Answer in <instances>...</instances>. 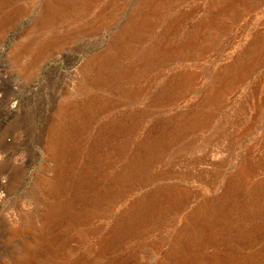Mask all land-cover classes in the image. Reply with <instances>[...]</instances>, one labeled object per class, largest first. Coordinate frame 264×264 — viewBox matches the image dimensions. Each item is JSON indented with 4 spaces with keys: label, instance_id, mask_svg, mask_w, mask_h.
Wrapping results in <instances>:
<instances>
[{
    "label": "rangeland",
    "instance_id": "obj_1",
    "mask_svg": "<svg viewBox=\"0 0 264 264\" xmlns=\"http://www.w3.org/2000/svg\"><path fill=\"white\" fill-rule=\"evenodd\" d=\"M63 1L65 7L56 0H0V264H264L263 60L244 74L209 127L171 140L181 117L199 108L214 73L264 33V0L233 1L232 7L221 0L148 5L158 10L128 49L122 36L150 0H99L82 14L79 4ZM204 20L214 23L200 33ZM171 24L169 46L189 36L207 43L219 37L220 46L198 57L153 56V67L132 86L124 76L137 73L144 53ZM108 57L91 89V71ZM185 72L196 73L200 84L179 99L162 84ZM87 93L110 105L63 145L57 135L68 122L75 126L63 112ZM77 111L69 115L83 116L82 106ZM102 129L114 132L110 147L100 150H112V175L102 163L80 193L78 174L93 163L86 146L94 147ZM58 141L68 158L81 142L85 161L68 171L64 210L53 215L47 183ZM149 148L150 172L120 177L130 155ZM245 161L253 173L239 179ZM170 190L181 191L169 199Z\"/></svg>",
    "mask_w": 264,
    "mask_h": 264
},
{
    "label": "bare ground",
    "instance_id": "obj_2",
    "mask_svg": "<svg viewBox=\"0 0 264 264\" xmlns=\"http://www.w3.org/2000/svg\"><path fill=\"white\" fill-rule=\"evenodd\" d=\"M67 1L68 3L75 2L76 4H79L80 9L82 11L81 14H82L83 12L85 13L86 10L91 9L99 0H67ZM233 1L234 3L243 2L242 0H221V2H225V4L227 3L226 6L228 5V7H232L234 5ZM249 2L250 1H247V3ZM56 3L59 7H65V1L63 0H56ZM157 3L158 5L159 4L161 5L162 3H165L164 5H166V3L170 4L169 2H167V0H150V2L144 4L142 7L139 8L138 18L133 22V24H131L128 27V29L124 32L122 39H121L122 44L126 45L127 43V45L125 46L126 49L129 48L128 46L132 41H135L138 39L141 29L144 30L145 28L144 20L146 19V17H148V15L150 16L155 15L156 11L158 10L157 6H154V7H151V6L147 7V6L157 4ZM226 6L219 8V12L220 13L223 12ZM99 18L100 20H102L101 17ZM106 19L107 18L105 17L103 20H106ZM212 22L214 23V20H204L200 22V24H197L199 25L198 30H200V33H207L208 31L206 30L210 28ZM172 26L173 24H171L169 31L166 30L165 33H163L162 35H159L160 38L158 37L157 42L149 50H147L144 53L145 58H143V60L136 67V71L138 75H134L137 73H133L134 71H132L128 75L124 76L125 81H128V83L132 84V86H135V87L137 84H141L142 82L141 78L145 77L146 70L151 66L153 67V65L151 64L153 61L150 59V58H153V56H164L166 57V59L168 58L173 59L175 56H178V55H184L187 58L191 56L198 57V56H203L207 54L209 51H211L213 48H217L220 46L218 43L219 37L217 39L214 38L213 40L208 41L207 43L206 40L201 39V37L199 36L198 37L201 41H198L199 39L193 40L194 36H189L187 37L186 40L180 41L179 43L173 46H169L168 44L169 32L170 33L174 32L173 29L175 27L173 26L172 28ZM221 30H224V27ZM159 42L161 43L160 45H158ZM259 57L263 60V63H264V33L263 32L258 33L253 38V41H251L248 44V46L244 49L240 57L233 59L229 64H227L226 66H224L223 68H221L220 70L214 73L212 77V81H211L212 86L208 85L207 89L205 90L204 98L201 104L199 105V108L196 110H191V113H187L183 115L181 119L179 120V123L177 124V128L175 129V131L171 133V137H172L171 140L173 144L178 143L181 140V138L184 137V134L186 135L190 132L204 130L205 128L211 125L212 121L215 119V116L220 112V109L223 106V103L226 102V99L229 96V93L232 92L237 86V84L241 82L244 74H246L250 69L254 68L255 66L259 67L258 65ZM108 59L109 57L107 58V61L100 63V66H97V69H95L94 71L90 70L91 80H92V83L90 84L91 89H95V87L97 86L96 82L99 81V79L103 77V75L105 74L104 70L107 69L106 64L107 62H110L108 61ZM115 59L117 58L115 57ZM199 81H200V78L196 73H186L185 72L184 74L182 73L180 75L177 74L172 77H168L166 80H164L162 87L169 91L171 90L172 96H177L179 99H181L185 97L193 89H195ZM92 96L93 95H91L90 93L85 94L83 100L81 99L82 101L80 103L70 105L63 112L65 117L68 118L70 116L69 118L75 124L74 126L72 125L71 121L68 122L69 123L68 126H66L64 129L62 128L60 135H57V139L59 141L61 140V142H63V145H64L65 140L67 141L69 137H72V134L74 130H76V127H78L79 125H82L85 119H90V117L94 118L93 115L100 114L101 112L105 110V108L109 107L110 105L109 99L104 98V99H99L96 101L93 99L94 96L93 97ZM128 97H129V100L130 98L134 99L135 98L134 92L133 93L131 92ZM81 106L84 108V114H82L83 116H78L76 114L77 117L74 118L72 115H69L73 113H78L77 111L78 107H81ZM77 118L80 120V122ZM75 119L77 120V122L75 121ZM104 127L105 126L103 125L101 126V128H104ZM113 133L114 132L111 130H107V131L103 129L97 130L95 133L96 139L93 142L94 147H91V145L86 146L87 149L88 147L90 148L89 151L87 150V152H88V155L91 156L90 159L92 160L93 163H90L88 168H86L87 165H84L86 169H84V171L78 174V176L80 177V179H78L79 181L78 187L81 190L80 193L84 192L83 189H86L85 185L89 184L90 178L94 176L93 175L94 172L98 170L97 168L102 166V163L104 164L106 170L108 169L109 172L113 170L110 159H109V154H111L110 151L112 150L111 149L108 150L103 155L100 153V150L102 148L107 147V146L110 147V144L112 142ZM160 137H162V135H160ZM59 141L55 142V144L52 147L50 146L52 149V156L54 160L56 161L54 168L52 170L53 180L47 183V188L54 197V206L52 208L53 215H55L56 213H59L60 210H64L62 207L63 201H62L61 192H63V184L66 179V176L68 175V171L71 170L72 168H75L78 165V163L84 164V161H85V160L84 161L82 160L83 157H81L79 153V151L82 149L81 142H78V145L77 143L73 144L75 148L74 149L75 155L73 157L70 156L68 158V155L65 152V147L59 144ZM155 144L158 145L156 141H155ZM84 146L85 145H83L82 147ZM152 146L153 144L150 143L149 147H152ZM152 158H153V150L151 148L142 149V151H139V152L135 151L132 157L130 155V160L125 165L124 170H122V172L120 171L121 172L120 177H124L123 179L127 180L128 177L133 178V176H136L140 174L141 172H147V173L150 172L151 162H153ZM253 169H254V165L251 164V162L250 163H247V161L243 162L237 170V175L239 179H245V178L247 179V177H250L251 174L253 173ZM170 170L172 171V169ZM111 172L109 174H111ZM88 178H89V181H88ZM187 178L189 179V177ZM114 179L111 180V184L114 181ZM106 184L110 185V183H106ZM106 189L107 187H104L103 191H99L98 193L100 194H98V197L104 196L107 192ZM180 191L175 192L174 190H170L169 199L173 197L176 193L179 194ZM79 197H80L79 194H76V196H73L72 202H76V199H78ZM174 202H176V200H174ZM226 205L223 206L224 211L227 209ZM258 210L259 209L257 208V212ZM262 212H264V208Z\"/></svg>",
    "mask_w": 264,
    "mask_h": 264
}]
</instances>
